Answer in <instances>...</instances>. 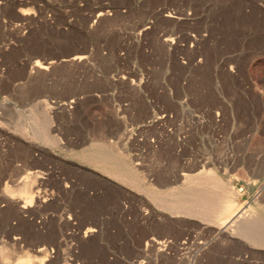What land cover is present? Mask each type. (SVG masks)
<instances>
[{
  "label": "rangeland",
  "instance_id": "rangeland-1",
  "mask_svg": "<svg viewBox=\"0 0 264 264\" xmlns=\"http://www.w3.org/2000/svg\"><path fill=\"white\" fill-rule=\"evenodd\" d=\"M120 77L264 93V0H0V264H264V246L238 236L232 216L226 229L168 205L202 177L234 214L264 218V131L212 138L223 115L215 123L194 101L199 119L178 125L205 132L199 179L170 189L148 179L137 195L104 174L128 177L136 162L149 175L154 155L135 154L128 130L113 139L118 110L92 97ZM235 160L248 180L232 179Z\"/></svg>",
  "mask_w": 264,
  "mask_h": 264
},
{
  "label": "crops",
  "instance_id": "crops-1",
  "mask_svg": "<svg viewBox=\"0 0 264 264\" xmlns=\"http://www.w3.org/2000/svg\"><path fill=\"white\" fill-rule=\"evenodd\" d=\"M149 83L150 80L144 81L139 78H112L110 85L113 87L108 91L92 94V97L97 99L109 100L118 110L117 114L112 115L116 125L112 130L115 132L113 139L128 130L131 132L130 137H134L135 154L142 153L141 149L144 148L149 155H154L150 162L149 175L146 172L142 173L136 162L134 171L128 177L124 178L122 175L110 177L104 174V178L110 181L129 180L131 183L125 187L137 195H144L140 188L146 183L141 185V182L148 179L154 182L153 186L165 189L176 188L177 184L186 178L198 179L199 173L196 171L199 170L201 162L198 149L206 139L205 132L191 131L188 127L178 125L182 114H187L190 119H199L198 109L193 107L194 101L202 103L199 105L200 109L210 112L211 120L215 123L219 121L218 113L223 115L220 122L225 124L221 130L219 124L212 127L215 129L212 138L217 136L221 138L217 135L221 132L223 140L231 141L234 138L233 134H236L237 138L238 134H244L246 137L247 133L264 131L261 128L264 124L261 118L264 116V93L256 88H252L251 92L240 88V93L231 94L225 92L223 83L216 82L213 92L202 90L194 94L190 92L187 80H179L176 84L166 80L158 84L154 90L147 87ZM241 138L243 136H240ZM224 163L228 164L229 159L225 158ZM232 164L236 170L230 173L232 179H249V174L243 172L246 161L235 160ZM151 187L150 185L145 189L151 191Z\"/></svg>",
  "mask_w": 264,
  "mask_h": 264
},
{
  "label": "bare ground",
  "instance_id": "bare-ground-1",
  "mask_svg": "<svg viewBox=\"0 0 264 264\" xmlns=\"http://www.w3.org/2000/svg\"><path fill=\"white\" fill-rule=\"evenodd\" d=\"M82 58L83 57L77 56L76 58L74 57L73 60L81 62L80 60H82ZM37 67H40V66L37 65ZM40 68L45 70L49 67L45 66V67H40ZM2 104L4 105V102H2ZM36 119L37 118H35V120H34V118H33V120L36 121V123H33V124L36 125L35 131L37 133V137H41L43 134L40 132V127L41 126L46 127V129H47V126L50 125V124H48L49 118H45V116H43L42 119H40V118H39V120H36ZM33 124H32V126L34 127ZM42 130L43 129H41V131ZM43 136H42V138H43ZM46 138H47V136H46ZM200 178H201V181L199 183L200 188L197 191H195V189H193L192 191L178 192V194L175 196V199L173 201L170 199L171 202L168 205H170L172 210H182L183 212H185V214H187L186 212H191L194 215L200 216L201 218L203 217L208 222L209 221H211V222L215 221L216 222V220H220V219L225 218L226 220L223 221V223L221 225L223 227L226 226L225 227L226 229H227V227H230V223H229V225H227L229 222L228 217L232 216L233 220L236 221L237 223H239L238 226L240 228L238 229L239 230V232L237 233L238 236H240L243 239L244 238H252L249 240L251 243L259 244L257 246H261V245L264 246V218L257 213L253 214L249 218H245V216H243V214L245 213V210H243V209H241L239 211V213L234 214V212L236 210L233 207V204H232L233 202L229 201L230 199H227V197L224 194L225 192L224 193L222 192L223 190L219 187V184L217 183L218 185H215L214 181H211V179L207 180V178L206 179L202 178V177H200ZM216 179H217V177H215V180ZM191 184H193V183H191ZM213 188H215V189H213ZM18 195H20L22 198H24L26 200L25 204L33 202V196L29 195L24 190L19 191ZM235 198H236V196H235ZM164 202H167V201H164ZM235 203H237V202H235ZM166 207H167V205H166ZM171 208L168 210L171 211ZM178 212L180 214V211H178ZM237 223H236V225H237ZM157 244H159V242ZM29 257L27 256L26 258L20 259L19 263H23V264L26 263L27 264V263L31 262L32 257H30V258ZM41 264H44L43 260L41 261Z\"/></svg>",
  "mask_w": 264,
  "mask_h": 264
}]
</instances>
